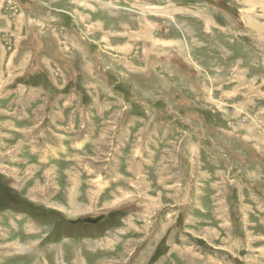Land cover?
I'll use <instances>...</instances> for the list:
<instances>
[{"label":"rangeland","instance_id":"1","mask_svg":"<svg viewBox=\"0 0 264 264\" xmlns=\"http://www.w3.org/2000/svg\"><path fill=\"white\" fill-rule=\"evenodd\" d=\"M0 165V264H264V0H0Z\"/></svg>","mask_w":264,"mask_h":264},{"label":"water","instance_id":"2","mask_svg":"<svg viewBox=\"0 0 264 264\" xmlns=\"http://www.w3.org/2000/svg\"><path fill=\"white\" fill-rule=\"evenodd\" d=\"M73 223L75 222H87V223H94L97 222V218H83L78 220H72Z\"/></svg>","mask_w":264,"mask_h":264},{"label":"bare ground","instance_id":"3","mask_svg":"<svg viewBox=\"0 0 264 264\" xmlns=\"http://www.w3.org/2000/svg\"><path fill=\"white\" fill-rule=\"evenodd\" d=\"M261 2V1H260ZM246 3V2H245ZM257 4H258V2H257ZM262 18V17H261ZM248 22V21H247ZM256 27V26H255ZM256 29V28H255ZM50 172H51V169H49V170H46L44 173L48 176V175H50ZM52 173V172H51ZM117 198V197H116Z\"/></svg>","mask_w":264,"mask_h":264},{"label":"crops","instance_id":"4","mask_svg":"<svg viewBox=\"0 0 264 264\" xmlns=\"http://www.w3.org/2000/svg\"><path fill=\"white\" fill-rule=\"evenodd\" d=\"M27 159V158H26ZM1 166V165H0Z\"/></svg>","mask_w":264,"mask_h":264}]
</instances>
